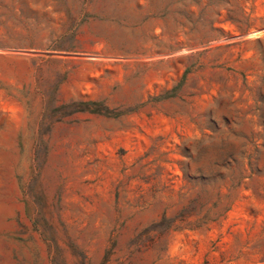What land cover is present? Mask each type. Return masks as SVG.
<instances>
[{"label":"rangeland","instance_id":"374dc122","mask_svg":"<svg viewBox=\"0 0 264 264\" xmlns=\"http://www.w3.org/2000/svg\"><path fill=\"white\" fill-rule=\"evenodd\" d=\"M0 264H264V0H0Z\"/></svg>","mask_w":264,"mask_h":264}]
</instances>
